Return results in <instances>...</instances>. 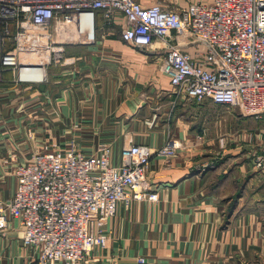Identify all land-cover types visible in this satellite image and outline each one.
I'll use <instances>...</instances> for the list:
<instances>
[{"label":"crops","instance_id":"obj_1","mask_svg":"<svg viewBox=\"0 0 264 264\" xmlns=\"http://www.w3.org/2000/svg\"><path fill=\"white\" fill-rule=\"evenodd\" d=\"M137 1L178 9L194 0ZM121 24L119 17L106 25L96 11L93 41L67 46L72 65L47 67L43 82L0 85V202L14 188V165L33 152L63 151L72 138L84 153L109 144L117 164L128 139L152 148L170 139L176 156L150 157L137 187L156 200L118 204L105 223L106 245L90 264H264V177L252 165L263 122L174 95L157 71L162 45H130L120 37ZM215 121L231 126L218 140L209 130ZM217 148L221 158L199 171V161ZM27 255L21 228L10 219L0 231V264H26Z\"/></svg>","mask_w":264,"mask_h":264},{"label":"built area","instance_id":"obj_2","mask_svg":"<svg viewBox=\"0 0 264 264\" xmlns=\"http://www.w3.org/2000/svg\"><path fill=\"white\" fill-rule=\"evenodd\" d=\"M96 11L106 25L120 17V37L130 45H162L157 71L174 95L224 104L264 125V0H194L178 9L137 0H0V85L43 82L47 67L72 65L64 40L53 36L72 28L79 43L90 42L81 40L82 21L93 27ZM36 69L39 77L23 75ZM262 139L252 165L264 177V126ZM177 149L170 139L156 148L128 139L117 164L109 144L84 153L72 138L63 151L33 152L12 169L0 231L17 220L26 264H90L106 245L105 223L118 204L156 200L137 189L150 157L172 158Z\"/></svg>","mask_w":264,"mask_h":264},{"label":"rangeland","instance_id":"obj_3","mask_svg":"<svg viewBox=\"0 0 264 264\" xmlns=\"http://www.w3.org/2000/svg\"><path fill=\"white\" fill-rule=\"evenodd\" d=\"M71 29L72 28H70L68 32L66 31V32H64L62 34H55L56 36H53V39L55 41L64 40V42L62 43V47L64 48L65 53H66L67 46H72V45L76 46V44H79V39L76 38L75 35H74L75 38H70V36H73V34H74L73 31L70 32ZM93 38H94V36H93ZM81 40H83V39H81ZM206 109L208 111L216 113V114H220V113L227 112V111L230 114L231 113L239 114L236 109H231V108H228V107L208 106ZM230 121L233 124H235V125H232V128L233 129L235 128L234 131H238L241 128V124H239L238 122H235V121H237L236 119L232 118ZM212 125H213V128H210L209 130H213V133L215 134V139L216 140H218L219 136H223V127L224 126H226V127L230 126V124L227 123V122H226L225 125H223V123L221 121H219V122L215 121V123H212ZM251 127L252 126L245 125V127H243V128L248 130V129H251ZM210 153H211L210 156H206V157H209V158H207L206 160H205V158H203V159H201L199 161V164H198V167H197L199 171H202V169H203V171H206L211 166H213L214 163H216L217 160H219L221 158V156L223 154V149L222 148H217L215 151H211Z\"/></svg>","mask_w":264,"mask_h":264},{"label":"bare ground","instance_id":"obj_4","mask_svg":"<svg viewBox=\"0 0 264 264\" xmlns=\"http://www.w3.org/2000/svg\"><path fill=\"white\" fill-rule=\"evenodd\" d=\"M82 30L84 31V41H91L93 39V27H92V23L90 21L89 18H86L82 21ZM70 38H75L74 35L70 36ZM24 76L26 77H39L40 75H42V71L41 69H36L33 70V72L29 71V72H25L23 73Z\"/></svg>","mask_w":264,"mask_h":264}]
</instances>
